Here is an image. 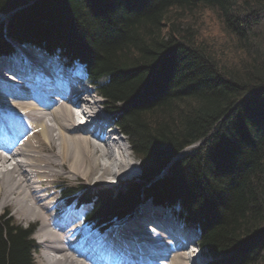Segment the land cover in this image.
Listing matches in <instances>:
<instances>
[{
    "label": "trees",
    "instance_id": "1",
    "mask_svg": "<svg viewBox=\"0 0 264 264\" xmlns=\"http://www.w3.org/2000/svg\"><path fill=\"white\" fill-rule=\"evenodd\" d=\"M0 12V58L19 44L80 63L140 159V179L116 189L60 190L90 205V226L151 201L195 227L208 264H264V0H0ZM34 229L0 215V264H35Z\"/></svg>",
    "mask_w": 264,
    "mask_h": 264
},
{
    "label": "bare ground",
    "instance_id": "2",
    "mask_svg": "<svg viewBox=\"0 0 264 264\" xmlns=\"http://www.w3.org/2000/svg\"><path fill=\"white\" fill-rule=\"evenodd\" d=\"M18 45L11 57L0 58V125L14 138L0 143V209L12 206L22 220L40 223L36 235L43 264H201L199 254L188 245L177 248V238L170 235L176 228L189 234V226L170 211L178 223L173 226L167 214L152 211L151 201L139 203L140 210L126 219L113 220L110 228L80 225L84 214L68 207L56 189V178L109 181L136 175L137 164L129 148L125 155L111 119L105 118L108 108L91 90L78 87L82 71ZM17 75L33 77L31 85L21 84ZM68 78L78 84L73 102L81 109L72 110L70 102L34 88H52ZM135 213L139 217L132 218ZM154 226L170 233L141 230L152 231Z\"/></svg>",
    "mask_w": 264,
    "mask_h": 264
},
{
    "label": "rangeland",
    "instance_id": "3",
    "mask_svg": "<svg viewBox=\"0 0 264 264\" xmlns=\"http://www.w3.org/2000/svg\"><path fill=\"white\" fill-rule=\"evenodd\" d=\"M6 18V14L5 13H1L0 12V22L2 21V20H4ZM202 21V20H201ZM218 26H217V23L213 20V18L212 17H208V15H207V17L206 16H204V22H203V28H201V32L203 33V34H205V33H210V36H213V35H215V33H217V31H216V28H217ZM203 29V30H202ZM25 46H29L30 48H27L28 50H30L31 52H33V53H36V54H40V55H42L43 57H45L46 59H48L47 58V56L46 55H48V56H50L51 58H52V60H54L55 62L56 61H58V62H66V61H68L69 59L67 58V57H65V56H62V55H51V54H49V53H47V52H45V51H43V50H41V49H39V48H37V47H34V46H30V45H25ZM20 47H23V48H26V47H24V46H22V45H18V48H20ZM14 60H16V55L13 57V61ZM78 64V63H77ZM77 64H74V65H77ZM78 66V65H77ZM79 67V69H76V71L77 70H80L81 69V67L80 66H78ZM77 67V68H78ZM1 83H2V81H0ZM90 89H91V92H92V94L93 95H95V94H97L96 93V90H95V87L93 86V87H91L90 86ZM93 89V90H92ZM94 91H95V93H94ZM96 98L97 99H100L102 102H103V106L104 107H106V109L108 108V110L107 111H103V112H105V118L107 117V118H110L111 120V123H112V121H114L113 120V114H114V110L115 109H111L110 108V106L109 105H107L106 104V102L103 100V98L99 95V94H97L96 95ZM100 107H101V105H100ZM114 126L117 128V130H119V131H121L120 129H119V127L116 125V124H114ZM112 127V126H111ZM90 130V129H89ZM91 132V131H90ZM93 133H94V131H93ZM90 135H92L93 136V134H91V133H89ZM96 135V134H95ZM98 135V134H97ZM119 141H120V144H121V146H122V148L124 149V153H125V155L127 154L126 152H128L127 150H128V148H129V152L131 153V160L134 162V163H136L137 164V174L136 175H134V176H130V177H119V178H111L110 177V179H109V181H103V182H99V181H95V180H92V179H89V180H87V179H85V178H83V177H79V178H73V177H70V176H62V177H57L56 178V189L58 190V191H60V190H62L63 189V187H65V186H76V185H79V184H82V185H85L86 187H93V188H97V187H108V188H112V189H116V188H118V187H121V185L123 184V183H127L128 181H130V180H139L140 179V175H141V162H140V159H139V157L135 154V152L133 151V148L131 147V144H130V142H129V139H128V137L124 134V135H121L120 137H119ZM193 145H195V144H193ZM193 145H192V147H193ZM191 147V146H190ZM190 147H186L183 151H182V153H184V152H187V151H189L190 150ZM124 155V156H125ZM123 186V185H122ZM60 197V196H59ZM62 200V199H61ZM147 203H150V202H147ZM75 204L74 203H70L69 205H68V207L69 208H73V206H74ZM149 205V204H148ZM148 205H144V207H143V209L144 208H147V206ZM153 205V206H152ZM140 207H141V204L140 205H138V207H137V209H136V212H137V210L139 209L140 210ZM150 207L152 208V211H155V212H160V213H162V214H167L168 215V219H169V221L173 224V226L174 225H177L178 226V223H177V221L172 217V215H171V213H170V210L169 209H165V207H162L160 204H158V205H155V204H151L150 203ZM74 209V211L77 213V215H83L84 214V216H85V214L90 210V205L89 204H82V206H80V207H77V208H73ZM142 210V209H141ZM2 214H8V215H11L14 219H15V221L17 222V223H19V224H21L22 226H24V227H26V226H28V225H33L34 227H35V229H34V233H33V238H34V240L36 241V243L40 246V249H39V251L37 252V253H35L34 254V256H35V264H43L44 262H43V257L41 256V253H42V244L38 241V237H37V235H36V233H37V231H38V228H39V222H37V221H26V220H22L21 218H19V216H18V214L17 213H15V209H14V207H12V206H10V207H8V208H3V209H0V215H2ZM144 215V214H143ZM148 215H149V212H148ZM137 217H139L138 215H137V213H135V216L134 217H132V218H137ZM144 217H147V215H144ZM175 218H177L176 216H175ZM173 220V221H172ZM159 224V223H158ZM80 225H84V226H86V225H88V223L87 222H85V219H84V221L80 224ZM114 225V224H113ZM91 227V226H90ZM89 227V228H90ZM163 226H159V227H157V226H154L153 227V230L152 231H148V230H143V229H141L143 232L145 231V233H148V234H153L155 231H159V230H164L165 232H167V233H169V231H167V230H165V229H161ZM189 227H191L192 229L194 228L195 229V227L194 226H191V225H189ZM109 228H110V226H109ZM160 228V229H159ZM91 229H95V228H92L91 227ZM139 229V228H138ZM190 229V228H189ZM108 230H106V231H104V233H106ZM140 232V231H139ZM193 233V235H194V232H192ZM171 234H173V235H175V234H180V229L179 228H176L175 230H173L172 232H171ZM141 235V234H140ZM189 249H193V251H194V253L195 254H199V258H200V262H201V264H203L204 262L206 263V264H208V261H209V257L202 251V249L198 246V244H195V243H192V242H190L189 243ZM187 253V252H186ZM199 262V261H198Z\"/></svg>",
    "mask_w": 264,
    "mask_h": 264
}]
</instances>
